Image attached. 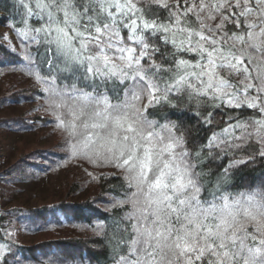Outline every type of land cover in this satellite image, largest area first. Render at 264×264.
I'll list each match as a JSON object with an SVG mask.
<instances>
[{
	"label": "snow or ice",
	"instance_id": "obj_1",
	"mask_svg": "<svg viewBox=\"0 0 264 264\" xmlns=\"http://www.w3.org/2000/svg\"><path fill=\"white\" fill-rule=\"evenodd\" d=\"M14 6L24 10L23 27L12 25L22 70L47 94L58 147L120 173L107 221L87 225L110 264H264V179L237 176L264 162V0ZM183 111L201 125L217 127L218 111L226 120L200 143L171 118ZM18 247L0 220V264H24ZM44 255L40 264H91L59 249Z\"/></svg>",
	"mask_w": 264,
	"mask_h": 264
},
{
	"label": "trees",
	"instance_id": "obj_2",
	"mask_svg": "<svg viewBox=\"0 0 264 264\" xmlns=\"http://www.w3.org/2000/svg\"><path fill=\"white\" fill-rule=\"evenodd\" d=\"M23 11V8L14 6V0H0V25L13 29L12 25L15 23L16 27L22 28L23 24L20 21ZM30 23H35V21H30ZM8 45L0 31V71H18L30 76L26 71L22 70V57L18 56L20 50L16 48L14 53L9 50ZM42 74L45 73L42 72ZM40 88H42V85L37 88H33V86L27 87L13 94L12 97H8V93L5 92L6 95L0 96V103L1 98L5 102L10 100L13 102H32L39 98L46 99L47 94L42 95L38 91ZM47 111L50 112L49 110ZM245 115H252V110L246 111ZM171 118L185 121L193 129V138L200 143L206 142L213 131L219 132V126H223L226 120L222 111H218L215 116L214 124L218 125L217 127L201 125L197 120L195 111L172 113ZM33 119L38 121L36 125L28 123L25 117L5 118L0 120V123L8 129H22L21 131L37 128L40 124L56 128L53 115L41 116L38 113L33 116ZM60 144L61 140L53 146L57 149L43 148L20 153L18 161L21 165L15 177L30 183V181L38 179L41 174L44 175L52 169H66L65 166L70 162V159L64 156L65 148L62 147L60 149L61 147H58ZM228 163V157H225L222 161L212 164L211 167L217 168L221 164L226 166ZM95 168L97 172L93 175H81L79 178L75 177L72 179V182H69V178H66L62 185L65 195L57 201L29 208L12 207L8 209L4 208L0 203V220L5 225L10 221L14 228L20 226L28 232L63 230L65 227L75 228L69 230L68 234L64 231V234L58 237H48L30 245L22 244L16 240L19 246L18 251L24 260V264H40L41 260L46 259L45 253H50L52 250L57 249L77 257H86L91 264H110L108 261V249L103 247V237L95 234L87 225L107 221L108 215L111 214L109 200L115 195L113 188H116L120 183V180L116 178L119 177L120 173L109 166L95 165ZM106 169L111 170L108 171ZM9 173H14V170L7 173L4 169L0 170V179L6 178L1 176H12ZM113 173H115V176L112 175ZM237 176L238 182L242 184L258 182L264 179V162L257 160L255 164L242 168ZM94 177L102 178L94 179ZM6 179L8 180L9 178ZM7 213H11V215H5ZM61 219L63 222L58 223ZM47 222H50V224ZM38 225L39 227H37ZM77 230L85 231V234L78 233Z\"/></svg>",
	"mask_w": 264,
	"mask_h": 264
},
{
	"label": "rangeland",
	"instance_id": "obj_3",
	"mask_svg": "<svg viewBox=\"0 0 264 264\" xmlns=\"http://www.w3.org/2000/svg\"><path fill=\"white\" fill-rule=\"evenodd\" d=\"M0 31L4 37H8V39L4 38L5 42L14 45L20 51L22 50L21 42L11 27L0 25ZM32 86L33 88L40 86L32 76L18 71H0L1 97L5 92L8 93V97H12L13 94ZM46 109L47 103L44 98H39L32 102H13L12 100L5 102L1 98L0 120L12 117H25L28 123L36 125L38 121L33 119V116L36 114L39 113L41 116L52 115L51 111L48 112ZM21 130L8 129L0 123V170L4 169L6 173L14 170V173H9L12 175L10 177L1 176L9 178L8 180L6 178L0 179V203L4 208H29L57 201L65 195L62 185L66 178H69V182H72V179L75 177L79 178L81 175L90 176L97 172L95 165L84 159H70L64 170L61 168L52 169L44 175L41 174V177L30 181V183L19 180L15 175L19 172L18 168L21 165L18 161L20 153L43 148L57 149L53 146L63 139V133L60 130L41 124L37 128ZM106 170L109 171L111 169ZM15 229L16 240L22 244L30 245L48 237H58L64 234V231L68 234L69 230L75 228L65 227L63 230L54 229L39 232H28L20 226H17ZM77 231L78 233L85 234V231Z\"/></svg>",
	"mask_w": 264,
	"mask_h": 264
}]
</instances>
